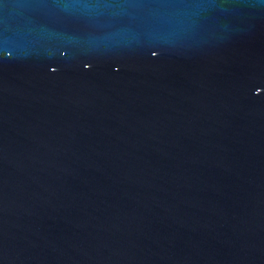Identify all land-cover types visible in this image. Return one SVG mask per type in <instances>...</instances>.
<instances>
[{
	"label": "water",
	"instance_id": "obj_1",
	"mask_svg": "<svg viewBox=\"0 0 264 264\" xmlns=\"http://www.w3.org/2000/svg\"><path fill=\"white\" fill-rule=\"evenodd\" d=\"M0 264H264V0H0Z\"/></svg>",
	"mask_w": 264,
	"mask_h": 264
}]
</instances>
